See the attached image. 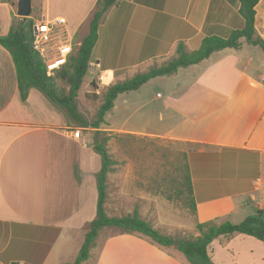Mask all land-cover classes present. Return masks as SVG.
<instances>
[{
	"label": "crops",
	"instance_id": "1",
	"mask_svg": "<svg viewBox=\"0 0 264 264\" xmlns=\"http://www.w3.org/2000/svg\"><path fill=\"white\" fill-rule=\"evenodd\" d=\"M16 1L0 0V38L21 19ZM96 1L38 0L33 19L64 18L71 45H79ZM238 7V0H118L98 26L89 61L93 75L105 72L124 81L135 68L145 65V71L172 58L179 43L190 52L204 37H227L243 27ZM254 25L264 41V0L255 5ZM249 46L213 52L166 76L175 88L162 104H154L161 95L150 98L142 89L149 80L117 95L111 110L123 108L126 118L117 124L104 120L102 130L118 136L186 146L194 225L236 224L257 209L264 215L256 197L263 184L264 52ZM82 131L39 90L30 88L20 99L13 60L0 44V264H61L64 253L73 254V233H85L96 214L101 168ZM150 180L142 177L143 186H134L133 196L129 192L134 203L126 214L136 212L165 234L155 219L170 216L171 203L146 185ZM181 223L172 227L182 229ZM192 231L198 236L194 226ZM179 252L116 230L101 241L93 264H189ZM207 253L214 264H264V242L245 234L215 238Z\"/></svg>",
	"mask_w": 264,
	"mask_h": 264
},
{
	"label": "trees",
	"instance_id": "2",
	"mask_svg": "<svg viewBox=\"0 0 264 264\" xmlns=\"http://www.w3.org/2000/svg\"><path fill=\"white\" fill-rule=\"evenodd\" d=\"M259 0H238V12L243 19V27L230 32L227 37L208 36L201 39L199 45L190 52L184 50L183 44L176 47L175 55L159 66H153L146 71L134 74L131 78L116 82L107 87L102 103L99 105L96 118L88 123L80 114L77 107V96L83 79L88 71L92 48L97 40L99 23L106 10L115 5L118 0H97L95 11L89 21L86 35L77 45L74 52H70L66 62L56 70L53 75H47L42 58L32 48L33 18H21L13 23L8 33L0 38V44L10 53L16 72L17 87L21 100H26L30 88L39 90L52 104L59 106L65 114L80 125L98 129L104 123V117L113 107L117 95L134 91L148 80L158 76H170L179 68L198 64L208 58L213 52L226 48L239 49L243 43L258 46L264 52V41L255 30V5ZM36 10L34 9L33 12ZM68 85V90L63 93L58 82ZM94 139L93 150L99 155L101 168L96 175V214L89 222L84 233L83 242L78 254L71 263L82 264L88 259L90 249L101 228H115L121 233L135 234L146 238L151 243L162 247L173 246L180 251L189 264H214L208 253L207 246L215 238L231 237L235 234H245L264 242V215L257 209L252 215L247 216L239 223L228 221L216 223L207 221L195 223L198 236L192 238H174L163 234L153 225L139 217L136 212L124 216H108L104 209L106 201V176L110 166L114 164L104 147V139ZM182 164L178 180L171 179L168 188L185 206L189 207L192 215L195 214V201L191 187V176L186 161V153H181ZM171 201L173 196L166 195Z\"/></svg>",
	"mask_w": 264,
	"mask_h": 264
},
{
	"label": "rangeland",
	"instance_id": "3",
	"mask_svg": "<svg viewBox=\"0 0 264 264\" xmlns=\"http://www.w3.org/2000/svg\"><path fill=\"white\" fill-rule=\"evenodd\" d=\"M34 2L33 8L37 11L38 0H35ZM33 10L30 17L36 18L37 12H33ZM75 43L76 41L72 40L70 52L75 51L77 47ZM249 47L253 48V46ZM256 49L262 51L259 47H256ZM153 66H155V64L151 66L147 65L148 68L146 70ZM145 67L146 66L143 65L129 71L124 78H127V76H132L137 72H143L140 70H143L142 68ZM91 68L92 66L89 65L80 90L78 91L76 100L78 111L88 123L92 122L96 118L97 109L102 103L107 87L116 82V80H112L110 76L109 78H106L104 82H100L97 79V75H93L96 71ZM90 78L92 79L91 81H89ZM149 81L151 82L142 88L147 91L148 96L150 98H155L156 96L160 95L162 96L161 99L157 97L154 100V104H162L161 102L167 97L168 92L175 88L173 83H171L173 81L172 78H166V76H164V78L155 80L151 79ZM58 84L62 92L66 93L68 90V85L61 83L60 81ZM177 95L179 94H174L173 96L175 97ZM122 97L125 96L123 95ZM53 105L61 109L59 106L55 104ZM127 112L128 111H124L123 108L117 106L114 111L110 110L105 114L104 120L112 124L121 123V121L126 118ZM71 122L75 125H80L73 119H71ZM109 123L108 125H110ZM105 126L106 125L102 123L97 130L89 126L82 127V133L84 136L90 138L91 144H94V137H96L98 140L104 139V147L114 162V164L110 166V171L106 176L107 196L104 204L106 214L111 217H117L119 215L124 216L127 212V208L130 205L129 202H131V204L134 203V199H132V201L129 199V192H131V195L133 196L132 193L134 191V186L137 189L139 188L138 185L141 187L143 186V183L141 182L142 177L150 178L151 180L147 182L146 185L150 186L153 191H160L162 196H166L168 194L173 196L171 201L168 200L169 203H171L173 213L170 216L165 217V219H155V222L158 225H161L163 228L162 230L165 231L166 235L172 236L174 238L194 237L192 234V229L194 226L193 215L189 207L178 201V199H176L172 193V190L168 188V184H166L171 179L178 180L180 176L181 164L183 162L181 153H183L182 149H186V146L180 145L179 143L174 144L165 140H145L143 138H131L127 135L118 136L113 134L111 130H102ZM261 173L263 177L262 189L260 192H256V197L264 204V161L262 164ZM137 177H139L140 182H138ZM157 180L162 181L160 182L161 184H159ZM259 194L261 195L260 198ZM176 222H182L181 224H183L184 228L180 229L172 227V225ZM169 224H171V226ZM116 230L117 229L115 228L106 227L104 228L103 232H101V230L95 239L93 247L90 249L88 259L85 260V262H82V264H93L99 251L101 241L107 235L115 232ZM83 234L84 233H73V254L69 255L64 253L61 264L73 262L83 242Z\"/></svg>",
	"mask_w": 264,
	"mask_h": 264
},
{
	"label": "built area",
	"instance_id": "4",
	"mask_svg": "<svg viewBox=\"0 0 264 264\" xmlns=\"http://www.w3.org/2000/svg\"><path fill=\"white\" fill-rule=\"evenodd\" d=\"M32 32V48L42 58L47 75H53L66 62V56L69 55L72 46L67 37L65 19L62 17L49 20L33 19ZM106 78L108 73L105 72L97 76L100 82H104ZM73 136L78 138L79 131H74Z\"/></svg>",
	"mask_w": 264,
	"mask_h": 264
},
{
	"label": "water",
	"instance_id": "5",
	"mask_svg": "<svg viewBox=\"0 0 264 264\" xmlns=\"http://www.w3.org/2000/svg\"><path fill=\"white\" fill-rule=\"evenodd\" d=\"M33 10L32 0H17L15 5V15L21 18L30 17Z\"/></svg>",
	"mask_w": 264,
	"mask_h": 264
}]
</instances>
